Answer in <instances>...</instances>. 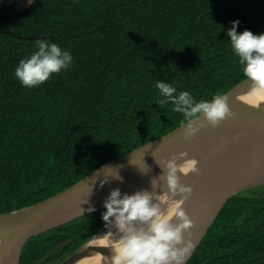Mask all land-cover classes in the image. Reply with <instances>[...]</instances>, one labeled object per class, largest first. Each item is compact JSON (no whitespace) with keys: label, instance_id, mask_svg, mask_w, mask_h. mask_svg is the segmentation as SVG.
<instances>
[{"label":"trees","instance_id":"16d2710c","mask_svg":"<svg viewBox=\"0 0 264 264\" xmlns=\"http://www.w3.org/2000/svg\"><path fill=\"white\" fill-rule=\"evenodd\" d=\"M27 1V0H22ZM264 33V0H35L0 7V214L45 202L173 132L155 81L211 99L247 78L226 35ZM49 39L73 64L26 88L19 61ZM104 210L27 241L18 264H61L103 227ZM187 264H264V196L215 212Z\"/></svg>","mask_w":264,"mask_h":264},{"label":"clouds","instance_id":"9594fccd","mask_svg":"<svg viewBox=\"0 0 264 264\" xmlns=\"http://www.w3.org/2000/svg\"><path fill=\"white\" fill-rule=\"evenodd\" d=\"M239 23L233 21L226 35L233 55L238 57L245 77L251 82L248 94L264 103V33L256 35L247 29L238 32ZM72 64L70 51L52 40L39 39L35 41V51L19 61L14 76L22 86L35 88L53 74L67 71ZM155 88L161 97L157 105L170 104L172 112L182 115L185 139L194 137L205 124L216 127L232 116L223 94L214 95L210 100H196L190 91H178L172 83L158 79ZM178 160L183 162L178 163ZM158 165L166 193L154 195L149 191H136L128 194L117 187L103 201L101 218L107 231L86 241L89 249L109 250L107 256L99 253L103 264H187L194 244L190 238L184 239L192 223L182 206L192 188L183 185L180 178L196 172L197 161L187 159V153L182 152ZM119 181L122 182L121 177ZM106 183L108 181L103 180L100 186ZM151 187L155 191L158 185L151 184ZM95 210L94 207L87 209L89 213ZM80 215L84 216L82 209Z\"/></svg>","mask_w":264,"mask_h":264},{"label":"water","instance_id":"95a60500","mask_svg":"<svg viewBox=\"0 0 264 264\" xmlns=\"http://www.w3.org/2000/svg\"><path fill=\"white\" fill-rule=\"evenodd\" d=\"M34 1L16 3L15 8L18 12H23L29 9ZM250 87L251 82L246 79L224 95L232 116L245 106L241 98L249 95ZM232 116L226 117L216 127L205 124L194 137L189 139H185V129L182 125L168 135L104 165L45 202L8 214H0V236L3 242L0 243V262L14 257L15 264H18L20 251L27 241L82 217L81 209L84 215L90 214L87 211L89 207H94L95 212L104 210L102 204L105 198L112 189L121 186L108 179L105 174L142 155L155 145L168 143H172L171 151L163 161L182 152L187 153V159L197 161V171L180 178L183 185L192 188L190 196L182 207L192 223V227L184 233V239H191L194 244L193 251L220 206L235 195L264 185V143L253 149L230 150L229 131ZM182 162L178 160V163ZM103 180L108 183L101 187ZM151 184L158 185L155 191ZM124 188L129 190L124 192L120 188L121 192L128 194L149 191L154 195H160L167 192L159 165L142 183L135 186L124 185ZM61 220L67 221L60 223ZM85 245L86 243L78 250ZM76 252L61 264H66Z\"/></svg>","mask_w":264,"mask_h":264},{"label":"bare ground","instance_id":"6f19581e","mask_svg":"<svg viewBox=\"0 0 264 264\" xmlns=\"http://www.w3.org/2000/svg\"><path fill=\"white\" fill-rule=\"evenodd\" d=\"M245 106L240 112L232 116L231 127L229 131V149L230 150H248L256 148L264 143V103H260L257 97L246 95L241 98ZM172 143L154 146L142 155L118 166L105 176L120 185V188L126 192L124 185H138L150 175L158 164H160L170 153ZM122 178V182L119 181ZM67 220H61L64 223ZM105 226L96 235L97 237L105 234ZM0 236V241H1ZM109 255L110 252L105 248H90L86 245L78 250L66 264H103L99 256ZM0 264H15V258L11 257L3 260Z\"/></svg>","mask_w":264,"mask_h":264},{"label":"rangeland","instance_id":"374dc122","mask_svg":"<svg viewBox=\"0 0 264 264\" xmlns=\"http://www.w3.org/2000/svg\"><path fill=\"white\" fill-rule=\"evenodd\" d=\"M22 0H0V7H6L11 4L21 3ZM243 194L247 197H261L264 196V185L250 189L248 191L243 192Z\"/></svg>","mask_w":264,"mask_h":264}]
</instances>
